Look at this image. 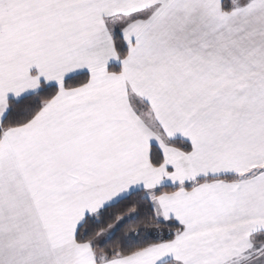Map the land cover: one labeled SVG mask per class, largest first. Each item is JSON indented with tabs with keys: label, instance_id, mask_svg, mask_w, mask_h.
I'll use <instances>...</instances> for the list:
<instances>
[{
	"label": "snow or ice",
	"instance_id": "1",
	"mask_svg": "<svg viewBox=\"0 0 264 264\" xmlns=\"http://www.w3.org/2000/svg\"><path fill=\"white\" fill-rule=\"evenodd\" d=\"M0 264H264V0H0Z\"/></svg>",
	"mask_w": 264,
	"mask_h": 264
}]
</instances>
